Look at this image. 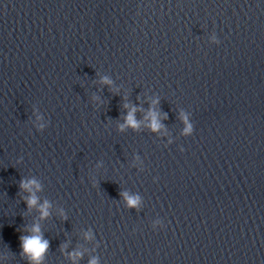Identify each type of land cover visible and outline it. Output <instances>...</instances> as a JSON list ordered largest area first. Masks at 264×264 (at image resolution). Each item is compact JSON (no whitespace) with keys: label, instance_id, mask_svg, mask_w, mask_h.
<instances>
[{"label":"water","instance_id":"95a60500","mask_svg":"<svg viewBox=\"0 0 264 264\" xmlns=\"http://www.w3.org/2000/svg\"><path fill=\"white\" fill-rule=\"evenodd\" d=\"M34 224L41 264H264V0H0V264Z\"/></svg>","mask_w":264,"mask_h":264},{"label":"clouds","instance_id":"9594fccd","mask_svg":"<svg viewBox=\"0 0 264 264\" xmlns=\"http://www.w3.org/2000/svg\"><path fill=\"white\" fill-rule=\"evenodd\" d=\"M211 40L215 44L220 43V41L216 38L215 34L212 35ZM101 82L107 83V84L111 83V81L107 77H102ZM155 103L156 101L154 100L153 104ZM124 107L128 108L129 110L127 111V114L124 117V123L118 126L119 130H123L125 127H131L133 129L138 128L139 122L134 118V113L136 112L137 109L135 107L129 108V105L127 104H125ZM40 119H41L40 116L37 115L36 124H35L37 129H43L45 127L43 123H39ZM145 119L149 120L150 123L148 126L151 131H156L157 129L160 128V124L157 120L155 112L149 110ZM180 119L185 125L183 128L182 134L184 135L191 134L192 125L188 122V117L183 112H181ZM39 187L40 186L35 179L21 180L20 188L22 190L29 192V196L26 198V201H25L27 207L32 208L33 206L37 205V197L34 194V190H39ZM121 195L123 196L125 200L126 206L135 207L139 202L138 196H129L127 193H122ZM48 209H49L48 201H44L43 203L38 205V211H39V215L41 219L49 215ZM60 215L62 218H66L64 217V214L62 211ZM157 226L162 227L160 220H156L152 224V227L154 230L157 228ZM31 233H32L31 235L22 236L20 238L21 239V249H22L23 254L28 258L29 264H41L43 254L48 247V241L42 238V234H41L40 227L38 224H34L32 226ZM84 237L85 239H90L91 233L90 232L85 233ZM80 255L81 253L79 251L68 253L69 258L72 259L73 262H75V260L79 258ZM89 264H97L96 259L95 258L91 259L89 261Z\"/></svg>","mask_w":264,"mask_h":264}]
</instances>
